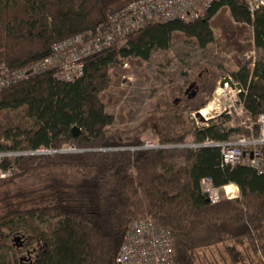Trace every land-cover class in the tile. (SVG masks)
Here are the masks:
<instances>
[{"label":"trees","instance_id":"obj_1","mask_svg":"<svg viewBox=\"0 0 264 264\" xmlns=\"http://www.w3.org/2000/svg\"><path fill=\"white\" fill-rule=\"evenodd\" d=\"M67 1L77 7L66 9L64 0H0V65L10 69L40 63L54 55L56 44L79 36L113 38L108 49L83 60V75L72 82L51 70L0 91V152H55L3 165L16 172L0 183L45 173L49 178L40 189L41 202L35 201L39 191L13 197L16 203L0 217V239L4 229L24 221L43 242L36 264H116L129 225L151 219L170 233L175 264H264V176L225 165L217 147H190L251 138L256 126L252 132L229 129L220 118L207 127L182 129L183 116L175 113L159 119L154 143L160 148L145 150L141 139L120 143V132H110L114 117L106 113V102L120 101L110 93L122 85L124 65L150 60L177 38L207 48L217 30L220 42L237 54L260 52L253 67L242 66L234 55L239 71L231 76L242 87L245 117L255 122L264 114V8L252 16L245 0H218L204 19L149 22L121 40L115 32L124 25L114 17L140 0ZM248 27L254 32L250 43ZM206 105L193 102L190 110ZM74 128L80 130L77 137ZM69 148L75 152H62ZM57 170L73 174L60 178ZM205 178L218 188L238 187L240 198L210 204L201 189ZM37 218L55 221L51 236L35 225Z\"/></svg>","mask_w":264,"mask_h":264},{"label":"rangeland","instance_id":"obj_2","mask_svg":"<svg viewBox=\"0 0 264 264\" xmlns=\"http://www.w3.org/2000/svg\"><path fill=\"white\" fill-rule=\"evenodd\" d=\"M64 6L69 9L70 6L77 7V4L64 0ZM214 31L215 41L207 48H200L195 40L177 38L173 39L167 50L154 52L150 60L140 61L136 66L124 65L126 73L122 85L119 90L110 93L120 101L106 102V113L115 120L110 132H120L117 136L120 143L130 144L137 139L158 142L155 132L162 126L159 119L175 113L183 116L182 129L207 127L222 118L225 127L229 129L244 128L252 132L255 122L240 112V95L228 83L226 91L220 90V83L226 77L236 83L231 77L239 71L234 55H238L237 59L242 66L253 67L260 52L248 48L244 54H237L233 48L225 47L220 42L221 33ZM246 39V43L253 42L254 32L251 27L247 28ZM216 80V88L209 94ZM193 102H207L202 111L210 107L206 111L208 120L197 117L196 114L201 110H190ZM225 109L230 110L231 114L226 115ZM216 114L219 116L209 119ZM54 174L65 178L66 174L71 176L73 172L57 170ZM48 178L49 175L45 173L0 183V217L6 213L9 203H16L13 197L17 193L39 191L35 198L39 202L40 189L46 185ZM35 225L49 236L56 228L55 221L40 218L35 219ZM42 246L43 242L34 236L25 222L16 220L9 229H4V237L0 239V261L36 264Z\"/></svg>","mask_w":264,"mask_h":264},{"label":"built area","instance_id":"obj_3","mask_svg":"<svg viewBox=\"0 0 264 264\" xmlns=\"http://www.w3.org/2000/svg\"><path fill=\"white\" fill-rule=\"evenodd\" d=\"M216 1L218 0H140L130 3L114 17L115 22L124 25L122 29H117L115 34L119 39L124 40L128 31L137 29L149 22L171 20L189 22L200 18L204 19L211 5ZM245 2L252 16L264 8V0H245ZM112 43L113 38L110 35L95 37L92 40H84L83 37L79 36L56 44L53 48L54 55L52 57L24 69L13 70L0 65V91L51 70L56 71V77L59 80L72 82L83 75V60L108 49ZM227 87L225 84L220 90L226 91ZM234 92L238 95L242 93L239 90H234ZM238 104L240 112L245 114L243 103ZM224 113L230 115L231 111L225 109ZM217 116L219 114L209 119ZM206 118L203 117V119ZM255 126L257 127V135H253L251 138L234 136L222 143L206 141L201 145H190V147H217L221 150L225 165L250 167L259 175L264 176V114L258 117ZM157 148L160 147L151 141H146L141 149L152 150ZM62 152H75V149L69 148ZM54 153L50 150H38L29 153L0 152V180L11 179L16 172L13 165L3 168L7 160ZM201 189L212 205H217L224 199L235 200L240 198L238 187L229 185L218 188L210 178H205L201 182ZM116 264H175L170 233L157 227L151 219L131 223L124 235Z\"/></svg>","mask_w":264,"mask_h":264},{"label":"water","instance_id":"obj_4","mask_svg":"<svg viewBox=\"0 0 264 264\" xmlns=\"http://www.w3.org/2000/svg\"><path fill=\"white\" fill-rule=\"evenodd\" d=\"M229 84L234 90H239V91H242V87L241 85L239 84H236L232 81V79L230 77H226L221 83H220V86L223 88L225 86V84ZM197 117L201 118V120H203V117L201 116L200 113H197L196 114ZM73 135L75 137L79 136L80 135V130L78 128H74L73 129Z\"/></svg>","mask_w":264,"mask_h":264},{"label":"bare ground","instance_id":"obj_5","mask_svg":"<svg viewBox=\"0 0 264 264\" xmlns=\"http://www.w3.org/2000/svg\"><path fill=\"white\" fill-rule=\"evenodd\" d=\"M207 110H210V107H209L208 109L204 110V111L201 110L200 114H201L202 117L205 118V117L207 116V115H206V111H207ZM207 117H208V116H207Z\"/></svg>","mask_w":264,"mask_h":264}]
</instances>
